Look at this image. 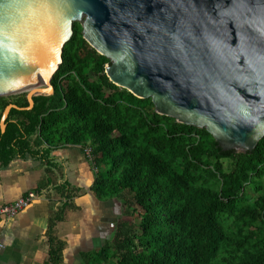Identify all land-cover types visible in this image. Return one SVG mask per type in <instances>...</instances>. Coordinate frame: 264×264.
Wrapping results in <instances>:
<instances>
[{
	"label": "trees",
	"instance_id": "16d2710c",
	"mask_svg": "<svg viewBox=\"0 0 264 264\" xmlns=\"http://www.w3.org/2000/svg\"><path fill=\"white\" fill-rule=\"evenodd\" d=\"M72 30L52 96L11 110L0 130V166L30 161L44 174L48 264L61 263L54 229L81 195L67 160L55 156L66 148L88 152L91 191L123 209L90 264H264V138L252 153L223 152L205 130L157 115L150 100L112 85L109 61L79 24ZM11 104L26 108V95L0 98V118Z\"/></svg>",
	"mask_w": 264,
	"mask_h": 264
},
{
	"label": "water",
	"instance_id": "95a60500",
	"mask_svg": "<svg viewBox=\"0 0 264 264\" xmlns=\"http://www.w3.org/2000/svg\"><path fill=\"white\" fill-rule=\"evenodd\" d=\"M79 24L115 87L176 123L205 130L223 152L264 138V0H0V98L52 96Z\"/></svg>",
	"mask_w": 264,
	"mask_h": 264
},
{
	"label": "crops",
	"instance_id": "0c3cea01",
	"mask_svg": "<svg viewBox=\"0 0 264 264\" xmlns=\"http://www.w3.org/2000/svg\"><path fill=\"white\" fill-rule=\"evenodd\" d=\"M55 156L64 157L73 172L74 186L81 195L73 199V208L58 223L54 236L62 245L60 264H90L89 256L110 243L115 235L117 220L123 209L117 199L100 200L91 191L96 170L86 152L66 148ZM46 181L42 171L32 162L15 160L0 166V207L14 203L28 193L36 199L11 220L0 221L1 264H48L46 231L48 203L39 192Z\"/></svg>",
	"mask_w": 264,
	"mask_h": 264
},
{
	"label": "built area",
	"instance_id": "2783aa9c",
	"mask_svg": "<svg viewBox=\"0 0 264 264\" xmlns=\"http://www.w3.org/2000/svg\"><path fill=\"white\" fill-rule=\"evenodd\" d=\"M88 154V152H86ZM35 193H28L26 196L18 199L12 204L0 207V221H7L13 219L20 212L27 209L30 204L36 199ZM4 246L0 242V253L3 251ZM1 264V262H0Z\"/></svg>",
	"mask_w": 264,
	"mask_h": 264
},
{
	"label": "rangeland",
	"instance_id": "374dc122",
	"mask_svg": "<svg viewBox=\"0 0 264 264\" xmlns=\"http://www.w3.org/2000/svg\"><path fill=\"white\" fill-rule=\"evenodd\" d=\"M14 97H15V96H14ZM10 98H11V97H10ZM222 164H223L224 171H225V172L228 171L230 161H229V160H223V161H222ZM132 221H133L134 225L136 226V225L139 223L140 219H139L138 217L135 216V217H133Z\"/></svg>",
	"mask_w": 264,
	"mask_h": 264
}]
</instances>
